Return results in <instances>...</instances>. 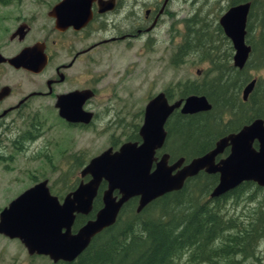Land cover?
<instances>
[{
  "label": "water",
  "instance_id": "water-1",
  "mask_svg": "<svg viewBox=\"0 0 264 264\" xmlns=\"http://www.w3.org/2000/svg\"><path fill=\"white\" fill-rule=\"evenodd\" d=\"M89 2L60 0L52 7L51 13L57 17L58 12L61 16L72 12L82 17V13H90ZM99 5L100 10L110 7L108 1ZM248 6V2L231 5L218 19L224 35L231 42L232 61L237 68L244 65L250 50L244 43ZM20 56L10 58L8 62L13 65L21 63ZM252 84L253 81H250L244 86L242 99H245ZM79 93L74 91L65 97L76 98ZM210 108L211 104L204 95L190 94L168 102L163 92L154 94L142 109L139 144L126 141L116 150L106 148L91 157L79 170V176L87 175L88 179L80 180L65 193L61 202L49 194L46 179L27 187L0 210V233L17 238L28 255H43L53 263L70 262L86 248L95 234L115 222L120 208L130 198H136L135 211L139 212L156 197L180 189L187 178L200 171L217 174L209 198L218 197L243 181L264 186V124L260 118L217 138L210 149L184 164L182 157L167 164L165 153L153 161L155 150L164 141L163 124L173 110L193 114ZM79 111L78 108L73 111L60 107L58 113L68 120H86L88 114L83 116ZM254 141L256 147L253 146ZM225 148L227 153L219 157ZM216 157L219 158L215 160ZM101 182L105 186L99 191ZM97 195L100 207L72 232L76 214L87 215Z\"/></svg>",
  "mask_w": 264,
  "mask_h": 264
},
{
  "label": "flooded vegetation",
  "instance_id": "flooded-vegetation-1",
  "mask_svg": "<svg viewBox=\"0 0 264 264\" xmlns=\"http://www.w3.org/2000/svg\"><path fill=\"white\" fill-rule=\"evenodd\" d=\"M59 1L60 0L47 1L45 5H43L44 7L39 5L35 6V8L23 3L24 0H16L8 3V5H1L2 7H8L13 4L19 5L16 12L12 14L13 17L11 18L12 23L10 28L4 26L0 29V159L2 161L11 160L18 155L27 153L35 154V156H39L40 154L47 155V147L42 144L41 139L47 130L44 129V121H46L44 114L48 110L52 113L53 118L56 120V122H54V126L57 125L59 127L61 123L63 124L64 128L59 130H63L62 132L66 130L71 131L72 128L76 127H89L96 119L100 121L102 117L108 113V111H111L114 105L111 101H108L109 97L102 98V100L106 99V102L101 100L100 104L96 103V91L91 85L93 54L99 49L102 50L101 48L105 49V46L111 42L122 41L124 44L130 45L129 43L137 40L139 36L146 35V32L156 25L158 19L157 17L164 10L161 8L167 2V0L162 1V5L158 12L154 8L155 3L153 6H144L142 16L139 17L135 11V7L138 5L137 0H90L89 14L82 13L83 16L81 17L76 13L71 14V12L67 16H61L60 12H58L59 15L55 17V15L51 13V10L52 7ZM104 1H108L110 7L100 10L99 4ZM232 1L237 2L229 4V6L245 2H248L249 4L244 24V43L250 48L247 59L241 68H237L233 65L231 53L228 56L225 55V62L231 58V64H229V67L233 70H241L247 67L249 57L254 58V61L257 63H261L264 58L263 55H260L263 51H259V49H264V42L261 43L262 39L259 41L257 39L264 30V0H231V2ZM254 10L256 11L255 16L252 15ZM63 11L65 13L67 12V10ZM61 14L64 15L63 13ZM146 24L151 25L146 27ZM152 24H154L153 27H151ZM217 24L218 27H220L218 21ZM122 25H126V27ZM253 29L254 32H251ZM221 32L222 34L218 33V37L214 38H219L225 41L224 43H227L233 52L230 40L224 35L222 29ZM93 36H99V38L94 39ZM262 36H264V32ZM149 39L150 38H147V40ZM259 42L261 45L255 52L254 45H257ZM130 47H132V44ZM175 51L176 47L174 48V52ZM174 52H172L170 57V63ZM19 55H21V63L13 65L8 62V59ZM198 55L201 61H204L206 58L209 60L211 54H208L209 58L202 54ZM110 56L106 54L104 55V58H108ZM250 66L253 69L264 70L263 65L255 66L254 63H252ZM211 68L212 66H210L209 70H205L204 75L200 80H197V78L194 80L186 79L182 83H196L199 85L201 82L197 81H202V79L203 81L208 82V80H205L204 76L206 73L213 72ZM198 72L199 74L197 75L199 76L201 70L198 69L196 73ZM215 73V75H226L222 74L221 71H215ZM245 76L246 79L238 82V84H240V88L238 87V95L241 101L248 102L247 114L249 119L241 126L250 123L255 118L262 119L264 124V105H261V102H264V79L261 80L257 76H252L249 71H246ZM217 78L218 81L223 80L219 79V76H217ZM250 81H253L252 87L247 93L245 99H242V89ZM182 83L177 82L174 87L179 89ZM229 83L231 87L235 86V80H233L232 75H230ZM74 91L80 92V95L76 97L77 99L71 96L65 97V95ZM158 92H163L167 101L171 102V98L166 96V94L171 92L169 89ZM254 94H256L257 97H255ZM185 96L177 97L176 99H183ZM253 98L259 102L255 108L254 102L252 101ZM35 102L38 104L34 109H32ZM40 102H44V104L39 106L41 104ZM115 104H117V110H120L122 104H120L119 99ZM101 105H103L104 108H102ZM60 107L71 109L73 111L78 108L80 110L79 112L81 114L83 113V116H87L86 114H88V120L86 119L84 121H80L65 119L58 113ZM99 109L100 111H106V113H101L102 117L96 113ZM253 109H259L262 117L254 116ZM175 111H178V109L173 110L163 124V128L165 130L164 141L162 146L155 150V160L153 161L158 160L164 153L167 154V164H171L177 158L182 157L178 156L173 158L165 149L166 143L168 142L166 125L171 117V114ZM218 117H221L220 114H218ZM227 118H223V121ZM139 126L140 123L138 125L136 124L133 129V134L131 136H126L125 139H120L118 137L115 140L112 139L113 136L111 135L109 139L113 141H109L106 148H111L112 151L116 150L126 141L136 142V144H139L141 141L138 135ZM47 127H49V125H47ZM239 128L234 129L233 131H226L224 134L218 136V138L227 133L235 132ZM62 132L60 134H62ZM57 139L55 140L57 141ZM69 144L68 146H63L61 153L70 149ZM253 146H257L255 141L253 142ZM226 153L227 148L224 149L223 153L220 154L219 157H223ZM73 154L76 153L73 152ZM68 156H73L72 151L69 152ZM219 157H216L215 160ZM182 158V164H184L192 157L187 159L184 157ZM5 165L6 164L3 163L2 166L4 167ZM87 179L88 176L85 175L83 177H79L78 182L80 180L86 181ZM47 183L48 180L46 179V187L49 194L55 196L57 201L61 202L63 197L52 193ZM101 185L105 186V183L100 184V186ZM14 197L12 195L11 198H9V201H11ZM86 219L87 218H85L76 227H74L73 222L71 231H75V229ZM0 234L9 239H17L10 238L2 233Z\"/></svg>",
  "mask_w": 264,
  "mask_h": 264
},
{
  "label": "trees",
  "instance_id": "trees-1",
  "mask_svg": "<svg viewBox=\"0 0 264 264\" xmlns=\"http://www.w3.org/2000/svg\"><path fill=\"white\" fill-rule=\"evenodd\" d=\"M13 1L16 0H0V5ZM183 21L186 37L182 36L176 47L172 63L177 65L189 53L209 58L211 49L206 43L218 37V33L222 34L218 24L208 30L194 16ZM262 34L257 38L258 41L262 39L261 43L264 42ZM261 43L254 45L255 52ZM229 49H225L228 50L227 56ZM260 50L263 51L260 55L264 56V49ZM209 60L212 71H223L222 74L226 75L218 74L199 85L185 82L180 85L178 97L204 95L211 108L193 114H180L178 111L171 114L166 125L168 142L165 149L173 158L182 156L187 159L206 152L218 136L239 128L249 119L248 102L241 101L238 95V82L246 79L245 69L233 70L223 60H217L218 64L211 58ZM254 65L264 66V58ZM230 75L235 80L234 87L229 83ZM217 76L223 80L218 81ZM166 96L172 98L170 93ZM254 96L257 97L256 94ZM252 101L254 108L257 107L259 102L255 98ZM253 110L254 116L262 117L259 109ZM217 114L221 117H216ZM226 115L228 118L223 121ZM216 181L217 174L198 172L187 178L180 189L156 197L139 212L135 211L136 198H130L120 208L115 222L95 234L76 258L51 264H179L184 260L187 264H241L242 260L255 256L257 245L264 237V210L257 208L254 215H244L240 220L239 215L223 212L224 204L221 202L235 200L245 190L250 194L251 189L260 187L254 182L243 181L220 196L209 198ZM102 188L103 185L99 191ZM100 205L98 195L87 216L76 215L74 227L85 218L92 217Z\"/></svg>",
  "mask_w": 264,
  "mask_h": 264
},
{
  "label": "rangeland",
  "instance_id": "rangeland-1",
  "mask_svg": "<svg viewBox=\"0 0 264 264\" xmlns=\"http://www.w3.org/2000/svg\"><path fill=\"white\" fill-rule=\"evenodd\" d=\"M47 1L52 0H24L23 3L35 8L39 5L44 7L43 5ZM137 1L138 5H136L135 11L141 17L144 6H153L155 3L154 8L158 12L163 0ZM230 2L231 0H167L161 8L165 12L163 10L157 17L156 25L153 27L154 24H152L153 28L150 27L151 29H148L146 35H141L137 40L130 42L132 47L122 41H115L105 46V49L97 50L92 58V84H90L96 91V103L100 104L102 98L109 97L108 101L114 105L112 110L106 113L105 110L100 111L99 109L96 113L100 117H102L101 113H106L100 121L96 119L89 127H76L71 131L64 132H62L63 130L59 131L64 128L63 124L61 123L59 127L54 126L56 120L49 110L46 111L44 129L47 130L41 142L47 147V155L35 156V154L27 153L18 155L11 160L2 161L0 159V209L6 205L12 195L16 196L34 182L43 179L48 180L47 184L52 193L63 197L77 184L80 177L79 170L82 166L95 154L105 149L109 141H113L109 139L111 135L112 139L116 140L118 137L125 139L126 136L133 134L134 126L141 123V112L149 97L158 91L169 89L172 95L170 101H172L178 97L179 89L174 87L177 82L182 83L186 79L194 80L196 78L200 80L205 70L210 68L207 58L201 61L199 55L189 53L183 56L177 65H174L172 60L170 63L172 52L182 41V36L185 33L183 19L194 16L208 30L213 29ZM18 8L19 5L15 4L8 7L0 5V29L4 26L10 28L12 14ZM252 15H256L255 10ZM150 25L146 24V27ZM122 26L126 27V25ZM251 32H254V29ZM194 34L195 32L192 34L193 37ZM93 38L96 39L99 36H93ZM147 38L150 39L147 40ZM224 42L219 38H212L206 43L211 49L210 58L215 64L222 60L225 61V53L228 51L225 49L229 46ZM204 52H206L205 49ZM230 53L232 56L231 49ZM106 54L111 56L104 58ZM252 63H255L254 58L249 57L245 72L249 71L252 76L264 79V70L253 69L250 66ZM229 64H231V58L225 62L228 68ZM198 69L201 70L199 76L197 75L199 72L196 73ZM222 73L224 72L222 71ZM215 74L213 71L206 73L204 77L209 80L216 76ZM197 82L202 83L203 79ZM118 99L122 104L120 110H117V104H115ZM102 101L106 102V99ZM40 103L39 106L44 104V102ZM37 104L35 102L32 109ZM101 106L104 108L103 105ZM227 117L226 115L224 119ZM61 132L62 134H60ZM68 144L70 149L61 153L63 146H68ZM70 151H72V157L68 156ZM3 163L6 164L4 167ZM259 187L260 189L257 190L251 189L250 194L252 195L243 190L244 193L239 198L226 199L225 202H221L224 204L223 212L239 215V219L243 220L244 215H254L257 208L264 210V186ZM248 196L250 198H247ZM243 205L245 206L242 208ZM51 263L53 262L46 256L28 255L18 239H9L0 234V264ZM179 264H187V261L184 260ZM241 264H264V237L257 245L255 256L242 260Z\"/></svg>",
  "mask_w": 264,
  "mask_h": 264
},
{
  "label": "bare ground",
  "instance_id": "bare-ground-1",
  "mask_svg": "<svg viewBox=\"0 0 264 264\" xmlns=\"http://www.w3.org/2000/svg\"><path fill=\"white\" fill-rule=\"evenodd\" d=\"M28 62V61H27Z\"/></svg>",
  "mask_w": 264,
  "mask_h": 264
}]
</instances>
